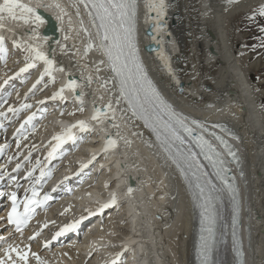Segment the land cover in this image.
I'll use <instances>...</instances> for the list:
<instances>
[{"label": "bare ground", "instance_id": "bare-ground-1", "mask_svg": "<svg viewBox=\"0 0 264 264\" xmlns=\"http://www.w3.org/2000/svg\"><path fill=\"white\" fill-rule=\"evenodd\" d=\"M21 2L37 8L44 23L24 25L22 21H5L0 32L8 42H12V37L20 45L15 52L11 51L4 67L11 69L7 75L21 69L28 62L25 59H32L33 53L29 51L32 46L39 47L54 61L52 76L56 84L46 95L57 93L69 80L77 81L75 92L65 90L64 93L66 98L76 101L78 113L47 116L44 124L38 127V133L47 142L51 133L61 131V126L55 124L83 121L88 130L83 131L85 138L77 143L76 155L71 158L81 166L87 165L94 153L96 160L92 169L97 171L96 175L91 172L85 175L74 192L67 187L83 172L76 169L75 173L67 174L53 190L55 197L62 192L59 201L46 211V221L59 228H42V236L54 237L74 219L78 226L69 231L76 238L77 248L68 243L59 246L40 242L37 237L30 239L31 235L25 243L31 251L28 262L39 264L31 255L35 253L43 264H112L118 254V264H197L200 202L189 178L185 180L181 175L155 135L143 121L127 111L115 74L106 62L100 63L106 58L95 47L87 55L83 54L89 37L80 32L79 20H83L93 42L98 44L96 29L87 11L81 5L78 18L73 7L75 0ZM136 3L135 45L148 79L154 81L189 123L195 120L204 129L214 130L229 141L236 150V157H242L245 163L246 182H239L240 177L230 159L222 154L223 158L220 157L237 178L242 240L247 244L245 264H264V89L253 82L246 44L235 24L236 18L264 6V0H238L237 3H229V0H136ZM55 4L61 7L56 8ZM61 9L68 13L62 20L58 19L63 15ZM147 33L151 36L147 37ZM65 36L68 39L65 40ZM45 67L44 64L34 71L30 80L37 81ZM59 68L64 71L55 70ZM12 85V92L18 87L21 95L27 91L28 86L22 84L20 78ZM44 92L36 97L43 96ZM109 103L111 109L107 107ZM95 110L107 115L93 120ZM73 131L82 132L79 128ZM195 131L202 134V131ZM203 136L213 144L210 137ZM107 138L116 141V145L104 151ZM1 157L4 162L9 155ZM67 168L68 165L58 166L60 170ZM105 186L108 194L102 195ZM88 194L100 202L117 195L124 197V201L118 210L107 207L104 214H97L96 210L88 208L77 215V205L82 204L83 196ZM5 237L0 235V244L8 243L5 248L11 244L23 248L11 237ZM70 241L68 238L67 242ZM114 242L121 244L116 248ZM3 257L0 254V258ZM226 259L227 264H232V258Z\"/></svg>", "mask_w": 264, "mask_h": 264}, {"label": "snow or ice", "instance_id": "snow-or-ice-1", "mask_svg": "<svg viewBox=\"0 0 264 264\" xmlns=\"http://www.w3.org/2000/svg\"><path fill=\"white\" fill-rule=\"evenodd\" d=\"M238 0H229V3H237ZM83 6L87 11L90 18L92 27L96 29L95 39L98 44H95L92 40L91 33L83 25V20H79V30L89 37V42L84 49V55H87L90 50L94 47L101 52L105 60H101L100 63H107L111 71L115 74V79L119 86V95L121 99L127 103V111H130L132 116L138 120L143 121L144 126L149 128L156 136V140L159 142L160 147L168 154V157L180 170L181 175L188 179V173H191L195 179V188L199 191V197L203 201L201 204L202 212V234L201 242L199 245V258L200 264H215L213 259V250L215 246L214 241V227H215V212L213 201L215 197L214 192H218L217 186L208 178L209 174L204 171V165L198 159L200 154H203L205 159L212 164L216 169V175L220 178L225 188L233 195L235 200L237 189L234 184L228 183L226 175L227 169L224 167V161L220 159V153L216 150L209 140L205 139L203 135H196L195 129L191 125H195L196 128L204 130V126L199 124L197 121L193 120L190 123L187 121L186 117H183L177 113L171 104H169L159 93L156 87L153 85L152 81L148 79L147 74L139 61L137 55V49L135 45L134 33H135V20H136V0H75L73 7L76 8V16L79 18L80 12L79 7ZM54 7L60 8V4H55ZM63 15L59 16L58 19H63V16H67V11L61 9ZM259 16L264 17V7L259 9ZM10 20L12 22L22 21L24 25L33 24H43L44 19L39 14L37 8L31 7L27 3L21 2V0H0V29L3 28V22ZM71 23V19H69ZM36 28L33 27V32ZM264 32V28L261 29ZM37 38L38 37H34ZM64 39H68L67 36ZM46 42V41H45ZM20 47L19 44L15 45ZM29 51L33 53L31 62H26V66L20 69V73L28 72L29 69L36 67V61H42L46 67L44 70V75H42L36 83L32 86V90L36 89L37 85H40L44 76L51 78V81L55 83V78L52 76L54 61L46 56L43 52L39 50V47L30 46ZM0 53H6L4 47L3 37L0 36ZM56 71H64L63 68L55 69ZM99 70V69H97ZM5 84L8 81L4 82ZM89 83H91V78H89ZM78 87L77 81L69 80L65 87L61 88L57 93H55L51 98L53 100L57 97L63 98L62 94L65 90H71L75 92ZM27 99V97H25ZM77 99H81L77 96ZM82 102V101H81ZM119 103V101H117ZM32 106L30 104H23L20 108H9L8 112L13 115H17L20 111L29 109ZM109 109L112 108V104L107 105ZM83 109L81 108V111ZM107 113H103L100 110H95L92 117L93 120H99L102 116H106ZM114 115V113H113ZM5 116V113L0 112V117ZM33 117H28L24 123L28 124L31 122ZM3 127V125H0ZM215 127V126H214ZM23 128V125H21ZM79 128L82 132L87 131V125L80 121L70 128L66 129L62 135H57L53 137L57 143L48 153L46 159L51 160L57 149L61 144L68 140L75 142V137L73 136L72 129ZM215 140L219 141L221 145L226 149L228 155L232 156L233 159L236 158V153L228 146V144L220 137L216 136L215 133L211 134ZM187 142V146H186ZM195 142L196 147L200 149L197 153L192 150L191 144ZM107 146L104 151H108L109 148L115 147L116 141L107 140ZM7 147H0V154L4 152ZM20 147L19 141H17V148ZM31 153H29L26 160H30ZM12 157H9V163ZM39 166L40 162H36ZM22 164L17 163L15 165L14 171L19 173ZM87 167V165H82ZM33 169L32 171H34ZM3 170H0L2 172ZM32 171L27 173L26 179H31ZM46 173L41 169L40 178L43 179ZM50 175V173H47ZM8 180L18 188L19 182L15 176L8 174ZM234 179V178H233ZM26 190L23 200H19L17 192L13 191L7 194V199L11 202V210L7 215V222L15 226V231L18 233H23V229L27 227L29 221L33 218L36 208L43 206L46 201L51 199V197L45 195L42 199L39 198V192L35 187L30 189L31 195H28ZM131 188L129 189V194H131ZM207 193V195H206ZM4 193H0V196H4ZM116 203L115 196H113L109 204H105L102 208L112 207ZM21 205L23 210L21 211ZM236 216H239V208L237 206ZM235 223L234 220V233L235 236ZM48 225L45 224L44 227ZM77 223L70 224L62 228L56 233V237L63 235L65 232L77 227ZM37 232L30 239H35L36 236L40 235ZM238 243V248H242V244ZM47 247V244L45 245ZM30 249H22L9 245L4 249V257L0 258V264H28ZM238 256H242V252L238 251ZM32 256L39 262V256L35 253H31ZM117 259L112 261V264H118ZM239 264H243L241 259Z\"/></svg>", "mask_w": 264, "mask_h": 264}, {"label": "rangeland", "instance_id": "rangeland-1", "mask_svg": "<svg viewBox=\"0 0 264 264\" xmlns=\"http://www.w3.org/2000/svg\"><path fill=\"white\" fill-rule=\"evenodd\" d=\"M261 7L255 8L253 12H251L252 14H247L236 18L235 24L237 30L242 35L244 45L246 44L245 53L247 54L250 66L252 65L251 77H253V82H255L256 85L259 84L261 88L264 89V32L261 31V29L264 28V17L259 16V9ZM30 139L33 141V139L36 138L34 136ZM82 144H84V142ZM74 154L76 155V151ZM74 154L73 156H75ZM121 230L123 233V229Z\"/></svg>", "mask_w": 264, "mask_h": 264}, {"label": "water", "instance_id": "water-1", "mask_svg": "<svg viewBox=\"0 0 264 264\" xmlns=\"http://www.w3.org/2000/svg\"><path fill=\"white\" fill-rule=\"evenodd\" d=\"M151 36V34L150 33H147V37H150Z\"/></svg>", "mask_w": 264, "mask_h": 264}]
</instances>
